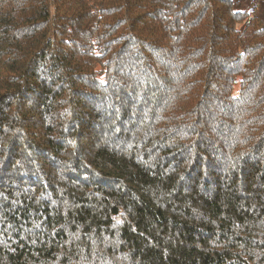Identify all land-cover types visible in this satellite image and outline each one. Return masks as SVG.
I'll use <instances>...</instances> for the list:
<instances>
[{
    "label": "trees",
    "instance_id": "obj_1",
    "mask_svg": "<svg viewBox=\"0 0 264 264\" xmlns=\"http://www.w3.org/2000/svg\"><path fill=\"white\" fill-rule=\"evenodd\" d=\"M237 0H0V264H264V16Z\"/></svg>",
    "mask_w": 264,
    "mask_h": 264
},
{
    "label": "rangeland",
    "instance_id": "obj_2",
    "mask_svg": "<svg viewBox=\"0 0 264 264\" xmlns=\"http://www.w3.org/2000/svg\"><path fill=\"white\" fill-rule=\"evenodd\" d=\"M239 1L238 9L252 10L254 9L259 14L264 16V0H237Z\"/></svg>",
    "mask_w": 264,
    "mask_h": 264
}]
</instances>
